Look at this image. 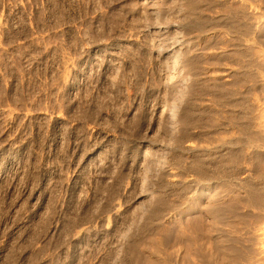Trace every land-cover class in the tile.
<instances>
[{"label":"rangeland","instance_id":"obj_1","mask_svg":"<svg viewBox=\"0 0 264 264\" xmlns=\"http://www.w3.org/2000/svg\"><path fill=\"white\" fill-rule=\"evenodd\" d=\"M0 264H264V0H0Z\"/></svg>","mask_w":264,"mask_h":264},{"label":"bare ground","instance_id":"obj_2","mask_svg":"<svg viewBox=\"0 0 264 264\" xmlns=\"http://www.w3.org/2000/svg\"><path fill=\"white\" fill-rule=\"evenodd\" d=\"M147 2H154V3H157L159 0H146Z\"/></svg>","mask_w":264,"mask_h":264}]
</instances>
